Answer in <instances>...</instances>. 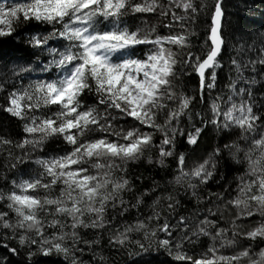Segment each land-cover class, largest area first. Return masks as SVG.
Wrapping results in <instances>:
<instances>
[{
  "label": "snow or ice",
  "instance_id": "1",
  "mask_svg": "<svg viewBox=\"0 0 264 264\" xmlns=\"http://www.w3.org/2000/svg\"><path fill=\"white\" fill-rule=\"evenodd\" d=\"M225 19L224 0H0V113L23 134L0 136V264H85V248L90 264H107L97 251L105 232L128 264H158L160 254L167 264H264V102L251 91L264 36L249 45L247 32L233 34L244 43L231 45L224 85ZM5 40L24 54L4 53ZM209 128L220 141L189 166ZM54 140L60 150L48 152ZM149 152L160 168L175 161L166 184L176 195L157 196L153 182L126 201L135 191L128 165ZM222 161L243 167L236 194L229 185L202 201ZM180 188L203 210L179 215ZM147 200L150 214L119 225Z\"/></svg>",
  "mask_w": 264,
  "mask_h": 264
},
{
  "label": "trees",
  "instance_id": "2",
  "mask_svg": "<svg viewBox=\"0 0 264 264\" xmlns=\"http://www.w3.org/2000/svg\"><path fill=\"white\" fill-rule=\"evenodd\" d=\"M209 7H211L212 0H207ZM225 8H226V19L224 24L225 35L229 37V52L225 53L223 64V71L220 73V79L224 85L228 83L227 74L230 71L229 67V53L235 55L234 52H231V45L235 44L236 47H239L241 43L244 41H237L233 39V34L236 37H239L241 32L248 33L247 43L251 45L253 40L259 41L261 36H264V0H224ZM167 23V21H165ZM21 29L25 26L20 25ZM31 27V26H29ZM41 28L44 26L41 25ZM206 24L204 22V14L202 13L199 20L195 25V30L197 35L192 38V43L199 47L200 44L203 43L204 40V29ZM23 45L20 46V49H17L16 42L12 40H5L2 45V51L9 55H22L24 54L21 49H23ZM247 58V56L245 57ZM255 59V55L252 57ZM232 71L233 78H235V72ZM248 75V73H245ZM258 83L251 90L254 97L256 98L254 103L257 107L260 106L262 102H264V72H261L259 76L255 77ZM195 81H192L189 84V88H195ZM191 94V93H190ZM22 128L18 126L17 121L15 119H9V117L3 113H0V136H6L13 140H18L22 138ZM222 134H217L211 128L202 136L199 145L194 149L191 156L189 157V166L191 165L193 160H197L200 157L204 156L207 152H211L212 148L216 145L218 141H220ZM222 142H228L225 139ZM60 142L59 140L50 141L47 146L48 152L59 151L60 150ZM178 151L188 152L189 147L184 143L182 139H178ZM15 154L19 155L18 150H13ZM152 156L153 161L158 158L154 153H146L145 156L140 161L130 162L128 165L127 178L132 181L133 187L135 191L133 193H125L124 199L126 201H130L135 203L136 197L140 192H142L146 188H150L153 185V182L159 184L161 190H157L156 195H167L168 192H172V194L176 195V188L178 186L174 184H166V181H171L176 175V164L172 158H169L166 161V168H160L156 163H149L148 157ZM5 158L6 151L0 152V188H4L3 176L5 173ZM246 167V166H245ZM243 174V167L233 166L231 164L225 165L222 161L219 166V172L215 176V179L210 182L208 187L201 188L199 191L201 192V200H205L207 198L208 191L212 192H223L229 188L231 185L232 195L234 196L235 189L237 186L238 177ZM13 177L9 174V179ZM25 179L27 177H24ZM180 200V205L177 207L176 211L179 215H189L193 212L202 211L206 206L204 203L197 205L196 200L191 199L190 195H185L183 188H180V194L177 197ZM152 203L151 200L146 201V205L142 206L139 210L136 208H132L129 213L125 214V218L120 220L119 225H122L125 222L131 223L138 216L140 218H144V216L150 214L151 209L147 206ZM127 206V205H126ZM207 207H212V205H207ZM114 215V214H113ZM201 218H203L201 216ZM256 220H259V217H256ZM117 225V226H119ZM227 227V225H223ZM86 233V235H85ZM82 236L85 239H93L94 235L99 236L100 233L98 231H82ZM139 239V236L135 237ZM101 246H97V251L103 252L105 258H107V264H128L129 258L125 256L123 251L118 249H113L108 244V233L105 232L103 234V240L101 241ZM264 247V244L261 245ZM0 252H3V249H0ZM59 258L52 257L51 260H46L43 264H53V262L57 261ZM167 257L165 254H160L158 256V264L159 262H164L167 264ZM83 260L85 264H90V253L87 248H85V253L83 256Z\"/></svg>",
  "mask_w": 264,
  "mask_h": 264
}]
</instances>
